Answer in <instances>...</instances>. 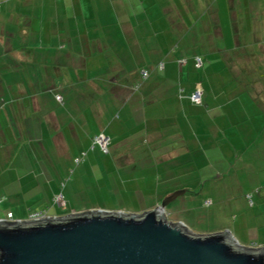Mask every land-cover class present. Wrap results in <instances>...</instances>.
Returning <instances> with one entry per match:
<instances>
[{
  "label": "crops",
  "instance_id": "1",
  "mask_svg": "<svg viewBox=\"0 0 264 264\" xmlns=\"http://www.w3.org/2000/svg\"><path fill=\"white\" fill-rule=\"evenodd\" d=\"M146 1L123 7L124 17L102 9L106 21L70 22L63 39L53 33L59 23H47L46 38L21 19L4 27L0 218L26 220L59 194L66 208L73 188L80 203L104 198L135 215L176 191L164 209L168 221L191 233L227 231L245 247L262 248L246 243L259 241L247 201L264 204V182L248 184L232 159L242 141L259 159L250 173L264 177V4L243 0V20L236 21L233 0L198 8L184 0ZM195 91L200 104L190 100ZM99 136L106 152L95 142ZM246 159L243 167L251 169ZM189 204L202 212L192 214L194 222L213 227L197 231L172 217Z\"/></svg>",
  "mask_w": 264,
  "mask_h": 264
},
{
  "label": "water",
  "instance_id": "2",
  "mask_svg": "<svg viewBox=\"0 0 264 264\" xmlns=\"http://www.w3.org/2000/svg\"><path fill=\"white\" fill-rule=\"evenodd\" d=\"M178 193L141 215L99 210L37 222L0 219V264H264V247L168 221L164 209Z\"/></svg>",
  "mask_w": 264,
  "mask_h": 264
},
{
  "label": "rangeland",
  "instance_id": "3",
  "mask_svg": "<svg viewBox=\"0 0 264 264\" xmlns=\"http://www.w3.org/2000/svg\"><path fill=\"white\" fill-rule=\"evenodd\" d=\"M207 1L208 0H184L185 4H187L189 8H192L191 6L193 4L196 5L195 8H198L200 7V5H203V4L206 5ZM226 1L227 0H225V2ZM258 1L264 4V0H254V2H258ZM212 2L215 3V0H212ZM231 2H232L231 5L233 7V14H234L236 21L238 20L242 21L244 14L238 13V12L240 9L245 8V3L243 2V0H233ZM144 3L146 4L147 1L146 0H0V35H2L4 31L5 37H7L8 36L7 28L11 24L16 26V24H18L19 19H21V24L25 26H28V25L30 26V23H31L33 24V27L38 28V30L40 31L39 32L40 34H41V31L42 33L45 32V34H43L44 38L47 37L46 36L47 23H49V25L52 23V28H54L53 27L54 23H57V24L59 23L60 30L58 29L57 31L53 29V33H55L56 38L60 37L61 39H63V38H67V33L64 34L63 31H65V28L67 27L68 24L70 26V22L74 24L75 22L82 24L85 21L98 22V19L100 21H106L104 14H101L102 9L111 10L119 17H124L123 13L121 12L123 7L138 8V7H142ZM160 4H162V2L158 0L157 5L160 6ZM75 8L78 11L77 14H75L74 12ZM262 9H264V7H262ZM89 10H91L93 13L94 12L97 13L96 15L98 16V18L95 17L96 19L94 20L91 19L88 14ZM194 15L196 16L197 14L195 13ZM255 15L256 14L252 13L251 17H254ZM262 16H263L262 24H264V13L261 14V17ZM112 17L115 20L114 14H112ZM251 19L261 21L262 18L261 19L251 18ZM4 27H7V28H4ZM256 40H257V37L253 35V37L251 38L252 44H256ZM250 47L251 49L254 47L252 51L256 53V51L258 52L259 50L258 48L260 46L251 45ZM66 52L68 53L67 48H66ZM243 147L244 145L242 141L237 142L235 155L232 159L233 161H236L237 169H239L238 176L243 178L241 174L246 173L248 175V180H249L248 184L254 183L252 184L254 186L257 184L263 183L264 177L257 175L256 173L259 169V159L256 158V155L255 153H253V151L252 153L247 154V152H245ZM246 158H248L251 162L250 164L251 169H245L243 167L244 162L247 160ZM252 171H256V172L250 173ZM249 175L251 176V178L249 177ZM226 179L227 177H223L222 181H225ZM73 189L76 190L75 188ZM74 190H71L70 192L71 204H68L66 208L60 209V208H57L53 204H48L45 208H41V210H45L46 213L51 217H61V216H66L70 214L90 213V212H95L99 210L104 211V212H122L124 214H131V212L125 211L126 209L121 210L122 208L120 206L111 205L103 201L104 198H101V201L99 200L97 201L95 197L88 199L87 197L90 193V190H87L85 194V199L87 198L86 201H84L83 203H80L76 199L78 195L75 194ZM196 190L200 192V190L198 189ZM263 190L264 189H262L261 191ZM82 192L83 191H81V193ZM259 196L261 195H257L256 193L255 197L259 198ZM192 200L193 199H191V201ZM247 204L249 206V212L251 214L250 219H252V223L254 222L255 225L258 226V230H259V236H258L259 241H256L254 239L249 240L248 242H246L247 246L252 245V244L256 246L264 245L262 244L264 243V204L262 205L255 204L254 208L250 206V203H248V201H247ZM171 206L177 209L176 205L175 206L171 205ZM198 206L199 205H196V204H189L188 210L181 211V214L178 213L179 211H176L177 212L176 217L175 216H172V217L178 218V219L180 218L184 219L185 221L193 225V227L197 231L208 230L211 227H213V225H209L206 223L204 224L201 221L194 222L193 220L194 218H192L193 216L192 214L196 212H198L199 214L202 213ZM5 215H6L5 213L0 214L1 217H5ZM15 216H17V212H15ZM28 216L29 214L27 215V217ZM7 218H8V221L10 222L16 221L12 217L8 216ZM1 219H4V218H1ZM224 225L225 223H221L220 226L218 227L223 228ZM193 233L198 234V235L208 234V233L204 234V232H194V231Z\"/></svg>",
  "mask_w": 264,
  "mask_h": 264
},
{
  "label": "built area",
  "instance_id": "4",
  "mask_svg": "<svg viewBox=\"0 0 264 264\" xmlns=\"http://www.w3.org/2000/svg\"><path fill=\"white\" fill-rule=\"evenodd\" d=\"M195 64H196L197 67L201 66V64H202L201 59L196 57L195 58ZM160 67L162 68V65H160ZM141 77H142V79H146L148 77V72L146 70H142L141 71ZM190 100L194 104H200V102H201V92L200 91H195V92L191 93ZM95 142L97 144H99V146L101 147V149L104 152H106V150H107L106 149V145H107V141L106 140H104L101 136H99V137L95 138ZM53 203L58 208H64V206H65V202H64L63 196L61 194L54 196ZM8 216L12 217L11 214H9ZM49 217H51V216H49L46 213V211H40V212H35L33 214H30L29 217L26 220H21V221L37 222V221H42V220H44L46 218H49ZM2 220L5 221V222H8V223H14V222L17 221L16 220V221L10 222L8 220H4V219H2Z\"/></svg>",
  "mask_w": 264,
  "mask_h": 264
},
{
  "label": "trees",
  "instance_id": "5",
  "mask_svg": "<svg viewBox=\"0 0 264 264\" xmlns=\"http://www.w3.org/2000/svg\"><path fill=\"white\" fill-rule=\"evenodd\" d=\"M191 95V94H190ZM54 199V198H53ZM249 199H250V197H249ZM53 202V201H52ZM53 205H54V203H53ZM57 207V206H56ZM58 208V207H57ZM60 209H62V208H60ZM42 211H45V210H42ZM40 212V211H39Z\"/></svg>",
  "mask_w": 264,
  "mask_h": 264
}]
</instances>
